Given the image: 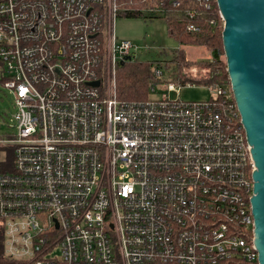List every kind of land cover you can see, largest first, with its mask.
<instances>
[{
    "label": "built area",
    "instance_id": "obj_1",
    "mask_svg": "<svg viewBox=\"0 0 264 264\" xmlns=\"http://www.w3.org/2000/svg\"><path fill=\"white\" fill-rule=\"evenodd\" d=\"M185 2L223 21L216 0H0V81L16 108L14 131L0 137L7 258L259 264L255 163L230 82L167 81L158 66L149 99L118 92L138 45L117 38V18L165 16ZM176 83L213 95L184 101L171 96Z\"/></svg>",
    "mask_w": 264,
    "mask_h": 264
},
{
    "label": "water",
    "instance_id": "obj_2",
    "mask_svg": "<svg viewBox=\"0 0 264 264\" xmlns=\"http://www.w3.org/2000/svg\"><path fill=\"white\" fill-rule=\"evenodd\" d=\"M228 78L255 163L254 244L264 264V0H216Z\"/></svg>",
    "mask_w": 264,
    "mask_h": 264
},
{
    "label": "trees",
    "instance_id": "obj_3",
    "mask_svg": "<svg viewBox=\"0 0 264 264\" xmlns=\"http://www.w3.org/2000/svg\"><path fill=\"white\" fill-rule=\"evenodd\" d=\"M217 6V5H216ZM139 8V7H138ZM196 9L194 16L190 11ZM145 16L141 10L137 9L124 17ZM157 14L149 17H156ZM158 17V16H157ZM167 29L171 36H174L180 43L200 45L206 53L210 55L202 59H188L183 52H177L169 61L131 60L123 64L118 74V90L122 98L127 100H146L149 94V87L155 80V70L158 66H163L165 70L170 71L171 79L169 81H184L188 77L191 79H202L203 82H220L229 84L227 64L222 58L224 55L222 31L224 22L219 18L218 10L214 12L205 11L203 8L185 2L181 8H172L166 12ZM216 18V26L211 24V20ZM191 23L198 24L201 31L193 33L187 29ZM197 67L206 70L205 72H190V68ZM163 80H165L163 78ZM11 154V152H9ZM13 160V159H12ZM12 160L9 165L12 164ZM0 264H22L11 260L4 255V237L2 227L0 226Z\"/></svg>",
    "mask_w": 264,
    "mask_h": 264
},
{
    "label": "rangeland",
    "instance_id": "obj_4",
    "mask_svg": "<svg viewBox=\"0 0 264 264\" xmlns=\"http://www.w3.org/2000/svg\"><path fill=\"white\" fill-rule=\"evenodd\" d=\"M157 16L152 18L149 16L118 17L115 22L117 38L132 39L138 45L136 58L139 61H169L177 52H183L188 59L192 60L202 59L210 55L200 45L180 43L174 36L169 34L165 17L160 14ZM222 58L226 61L225 55ZM189 70L194 73L206 71L197 67H192ZM169 75H171V72L165 70L163 78L167 81L174 79L173 77L169 78ZM176 86L180 87L179 92L173 91L171 96L177 97L179 94L184 101H204L213 95L210 88L204 85L187 86L176 83ZM15 110L13 94L0 81V137H8L14 131L12 114ZM12 159L13 156L8 154L3 164L9 165Z\"/></svg>",
    "mask_w": 264,
    "mask_h": 264
}]
</instances>
